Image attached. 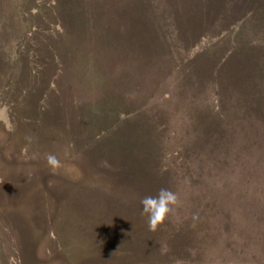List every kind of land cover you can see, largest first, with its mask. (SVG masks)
Returning <instances> with one entry per match:
<instances>
[{
    "label": "rangeland",
    "instance_id": "obj_1",
    "mask_svg": "<svg viewBox=\"0 0 264 264\" xmlns=\"http://www.w3.org/2000/svg\"><path fill=\"white\" fill-rule=\"evenodd\" d=\"M74 1L0 0V264H264V0ZM146 24L166 59L102 52Z\"/></svg>",
    "mask_w": 264,
    "mask_h": 264
},
{
    "label": "trees",
    "instance_id": "obj_2",
    "mask_svg": "<svg viewBox=\"0 0 264 264\" xmlns=\"http://www.w3.org/2000/svg\"><path fill=\"white\" fill-rule=\"evenodd\" d=\"M46 1L47 3L52 5L51 9L54 12L53 27L56 29L57 34H61L60 33L61 31L66 32L67 30L70 32V29H72L71 23L73 19L76 17V15H73V14H77L76 9L82 6H80L74 0H69V2L66 0L65 1L64 0H46ZM65 4L68 5L69 10L66 9ZM69 5H71L72 7H70ZM118 29H120V32L116 34L117 37L116 38L114 37V39L108 44V46L106 47L108 50L105 48L106 50H103L102 52L113 51L115 52L114 55H118L120 57L128 56V55L134 56L139 62L143 61L142 63L144 64H150V63L156 62L157 58L161 60H164L167 58L166 51L163 48H159V45L156 44L158 42V33H155V31L151 29L150 24H146L144 28L141 29L140 31L131 33L125 36L124 38L122 37V34H121V33L124 34V28L121 27ZM79 50L80 48L76 49L75 51H77L78 53ZM80 54L87 56L86 51L81 50ZM143 68L145 67L143 66ZM107 70L108 69L105 66H99L98 68L93 70V73L97 77L102 78L104 76V72ZM217 93L219 94L220 91L217 90ZM118 172H121V171L119 170ZM127 187H131V186H129L128 184L124 189H122V191L119 192L120 193L119 205H122L124 208L131 209V206H133V203H134V208L140 207L141 204L139 203L136 204V200H137L136 197L133 196V194L128 195L129 192L125 190ZM137 190L141 191L139 187H137ZM73 204L76 205V201H74ZM79 211L80 212L83 211V208L79 207Z\"/></svg>",
    "mask_w": 264,
    "mask_h": 264
},
{
    "label": "clouds",
    "instance_id": "obj_3",
    "mask_svg": "<svg viewBox=\"0 0 264 264\" xmlns=\"http://www.w3.org/2000/svg\"><path fill=\"white\" fill-rule=\"evenodd\" d=\"M48 163L57 165L55 156L49 155ZM142 213L147 217V224L150 231H156L171 215L180 204L179 194L167 188H161L155 196H145L140 201Z\"/></svg>",
    "mask_w": 264,
    "mask_h": 264
}]
</instances>
